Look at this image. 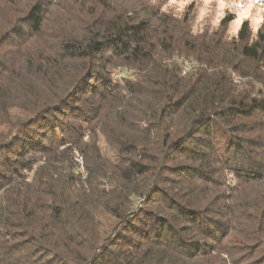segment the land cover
<instances>
[{
  "label": "trees",
  "instance_id": "16d2710c",
  "mask_svg": "<svg viewBox=\"0 0 264 264\" xmlns=\"http://www.w3.org/2000/svg\"><path fill=\"white\" fill-rule=\"evenodd\" d=\"M232 19L0 0V264H264V24Z\"/></svg>",
  "mask_w": 264,
  "mask_h": 264
},
{
  "label": "rangeland",
  "instance_id": "374dc122",
  "mask_svg": "<svg viewBox=\"0 0 264 264\" xmlns=\"http://www.w3.org/2000/svg\"><path fill=\"white\" fill-rule=\"evenodd\" d=\"M161 2L163 8L172 15L182 18H189L191 27L195 32L202 31L206 28L214 29L218 27L221 19L225 16H232V21L228 24V34L236 35L240 24L247 20L250 30L255 35L258 28L264 24V6L256 0H155ZM180 64L181 74L192 67V63L186 58L177 59ZM127 71L122 70L120 73L111 72L113 77L126 74ZM234 82L239 83L242 78L232 72ZM75 161L78 164L77 172L84 175L85 171L82 167V157L76 156ZM226 181L232 182L231 173H226Z\"/></svg>",
  "mask_w": 264,
  "mask_h": 264
}]
</instances>
